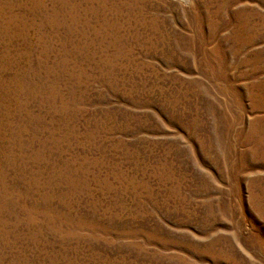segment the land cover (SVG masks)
I'll list each match as a JSON object with an SVG mask.
<instances>
[{
  "label": "rangeland",
  "instance_id": "1",
  "mask_svg": "<svg viewBox=\"0 0 264 264\" xmlns=\"http://www.w3.org/2000/svg\"><path fill=\"white\" fill-rule=\"evenodd\" d=\"M0 264H264V0H0Z\"/></svg>",
  "mask_w": 264,
  "mask_h": 264
}]
</instances>
